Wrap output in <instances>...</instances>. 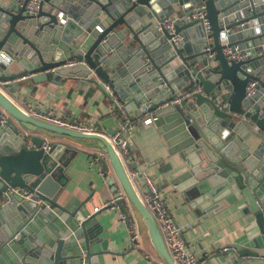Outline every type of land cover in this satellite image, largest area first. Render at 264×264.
<instances>
[{
	"label": "water",
	"instance_id": "95a60500",
	"mask_svg": "<svg viewBox=\"0 0 264 264\" xmlns=\"http://www.w3.org/2000/svg\"><path fill=\"white\" fill-rule=\"evenodd\" d=\"M189 2L203 6L210 22L212 57L201 19L178 21L173 33L163 25L173 4ZM249 41L263 52L241 61L224 53ZM74 58L79 63L67 65ZM72 76L110 98L116 94L132 119L155 118L170 153L185 163L171 183L193 207L234 204L252 215L245 232L214 257L264 264V160L250 152L252 137L264 140V0H42L35 14L26 2L0 0V264H105L104 255L113 253L100 237L98 212L88 207L93 195L65 200V183L54 180L66 165L59 151L73 147L52 143L47 151L38 133L96 143L107 156L98 157L102 171L111 166L119 183L107 175L116 204L128 212L123 193L159 257L177 264L138 191L142 169L132 155L127 168L126 156L109 139L117 131L115 116L87 121L93 131H82L17 101L29 83L59 84ZM251 81L258 82L257 91L247 96ZM180 96V103L172 102Z\"/></svg>",
	"mask_w": 264,
	"mask_h": 264
},
{
	"label": "crops",
	"instance_id": "0c3cea01",
	"mask_svg": "<svg viewBox=\"0 0 264 264\" xmlns=\"http://www.w3.org/2000/svg\"><path fill=\"white\" fill-rule=\"evenodd\" d=\"M195 7L196 5H191L190 2L185 5L175 3L173 9L166 15L188 14L186 11L189 9L192 11ZM249 42L247 44L240 43V45L249 49L253 54H258L254 42ZM195 45L196 50L201 49L198 44ZM107 90L112 92L109 88ZM19 92L21 97L17 100L18 103L39 117L56 114L65 120L75 119V122L81 125H86L87 121L95 120L98 117L113 115L117 119L111 109L114 100H119V97L111 93L113 98H110L93 86L80 85V79L74 76L63 79L59 84L51 81L39 84L29 83ZM129 99L127 98L126 101ZM133 111L134 115H137V109L134 108ZM128 114L131 115L130 112ZM141 118H145V116ZM108 120V118H104V123L103 121L102 123L105 126H110ZM38 135L44 137L45 141L51 144L67 143L73 147L72 150L61 149L59 151L60 158L66 162V165L58 172L57 180L54 179L58 183H61V180L65 183L62 192V197L65 200L74 196L82 201L92 194L88 207L92 212H95L94 207L114 198L115 192L108 184L107 175L111 173L114 178L115 175L111 166L108 173L102 171L103 165L98 157L106 158L107 156L102 153L96 143L51 137L42 133H38ZM251 139L250 152L255 154L257 159L264 160V140L258 137ZM129 155L133 156L134 162L140 166L142 172L155 179L164 192L174 219L187 227L185 238L194 247L197 255L207 258V264H231L227 261L224 262L222 258L219 260L220 258H216L214 255L217 252H226L224 248L230 246L235 238L245 232V225L252 220V215L243 212L234 204L216 210H204L199 204L193 207L185 193L171 183L175 171L185 163L178 153L174 155L170 153V146L158 131V126L155 123L139 124L135 128L130 147L125 155L127 168H130L132 164ZM115 180L117 184L118 180L116 178ZM97 212V221L101 226L100 237L113 251V253L104 255L105 264H159L158 261L161 258L155 251L143 223H140L142 248L133 249L127 224L118 217V211L116 209H101ZM97 249H101V246L99 245ZM252 264H261V262L255 261Z\"/></svg>",
	"mask_w": 264,
	"mask_h": 264
},
{
	"label": "built area",
	"instance_id": "2783aa9c",
	"mask_svg": "<svg viewBox=\"0 0 264 264\" xmlns=\"http://www.w3.org/2000/svg\"><path fill=\"white\" fill-rule=\"evenodd\" d=\"M19 4L26 2L27 12L30 14H35L39 11L42 0H17ZM206 13L203 9V6L195 7L190 14H182L178 16H166L163 25L173 33L175 31V23L187 22L193 19H201L205 27V36L207 38V46L205 50L208 51V56L212 57L214 52L212 51V38L210 35V22L206 18ZM60 20L62 23L66 22L64 14H60ZM174 40L181 39V36H174ZM263 51L257 49V53L261 54ZM224 53L230 59L241 61L253 57L256 54H253L249 49L241 46L240 44H235L232 46H227L224 48ZM79 61L74 58L67 62V65H75ZM258 82L251 81L247 87V96H252L257 91ZM200 89V87L198 88ZM112 93V92H111ZM189 93L183 94V96L188 95ZM114 95V94H113ZM113 98V97H112ZM182 96L174 99L173 103H180ZM113 100V99H112ZM112 113L117 116L116 128L117 131L114 135L109 136V139L115 144L118 151L124 156L128 150V147L131 143V138L135 128L139 125H149L154 121V117L149 116L146 118L138 117L139 119H132L126 110V105L124 102L119 100H114V104L111 109ZM47 120L52 121L63 127L77 129L82 131H93V128L89 125H81L79 123H71L69 120L62 119L61 117H53L51 115L45 117ZM5 117L2 116L0 120V125H3ZM33 143L29 141L28 146L33 147ZM32 145V146H31ZM45 150L51 148V143L46 141L43 144ZM99 159V158H98ZM143 180L138 185V191L144 203L153 213L156 218L159 227L162 231L165 243L167 248L177 264H207V258H201L197 255L194 250V247L188 242L185 238V233L187 227L176 221L171 213L170 204L165 196L164 192L161 190L155 179L144 172H142ZM32 193L25 190V196L30 198ZM120 198L126 202L127 211L122 210L117 204L116 201L118 198H112L109 201H105L100 206L94 207V211L97 212L101 209H116L118 211V217L127 224L129 231V238L131 241V246L133 249H140L141 246V230L137 218L133 215L131 208L128 203L126 196L121 193ZM129 213V216H128ZM190 226V225H189ZM228 247L224 248L227 250ZM159 264H166L162 259L158 261Z\"/></svg>",
	"mask_w": 264,
	"mask_h": 264
}]
</instances>
